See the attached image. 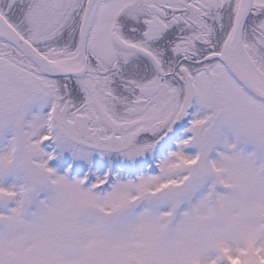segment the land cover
Listing matches in <instances>:
<instances>
[{
  "label": "snow or ice",
  "instance_id": "obj_1",
  "mask_svg": "<svg viewBox=\"0 0 264 264\" xmlns=\"http://www.w3.org/2000/svg\"><path fill=\"white\" fill-rule=\"evenodd\" d=\"M0 264H264V0H0Z\"/></svg>",
  "mask_w": 264,
  "mask_h": 264
}]
</instances>
